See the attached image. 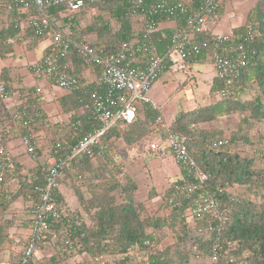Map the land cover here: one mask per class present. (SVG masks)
Segmentation results:
<instances>
[{"label": "trees", "instance_id": "trees-1", "mask_svg": "<svg viewBox=\"0 0 264 264\" xmlns=\"http://www.w3.org/2000/svg\"><path fill=\"white\" fill-rule=\"evenodd\" d=\"M158 1L146 0L149 4H154ZM196 2L198 4V0ZM109 4L115 7L111 9V13L116 16V20L120 25L117 32H114L113 37L111 35L109 39L104 41L106 45L103 47H100L98 42V45L91 43L101 53L118 52L121 44L131 39L134 32V23L130 14L132 7L130 0H106L105 3L96 2L87 8L94 9L95 6L105 7V5ZM87 8L79 13L82 14L80 19L77 16L74 17V15L60 18V14L64 10L63 6L53 7L50 12L54 17L53 22L55 24L59 19H64L67 23L70 21L78 23L76 25L81 28V31L75 33L74 27H72L69 33L75 40L84 42L88 41L84 37L92 31V27L89 28L85 25V18L89 13ZM58 12L60 14H55ZM30 13H37V10L33 9ZM3 16L7 17L10 22L8 28L2 24L1 18ZM25 18L26 15L20 14L17 10L9 13L5 0H0V59H6L8 54L14 52V41L25 38L33 43H38L42 39L50 38L49 36L42 37L37 35L33 27L26 26L24 29L20 27L18 22L20 23ZM249 24L252 26L251 35L253 38H249L246 27V29L235 31L234 39L224 45V47H230L244 43L248 50V64L242 71L241 76L234 80L232 94L227 98H222L221 93L225 88V83L215 77V85L212 90L215 91L216 95H219V101L207 108L191 112L188 115L189 118L184 122L185 125H182L181 128L175 123L169 125L171 130L186 135L190 155L197 162L199 168L211 175L207 184V190L211 194L214 193L218 186L227 188L233 184H252L258 178L264 187V170L258 173L252 170L255 159L241 158L236 151L233 152V144L239 138L237 134H234L230 139L226 137L217 138L205 134V131L200 127L201 123L214 121L218 117L237 111L240 107L244 108V106L235 107L233 100L241 98V94L245 92V89L247 90L248 87L252 88L254 84H257L256 91L259 95L253 103H250L252 106L249 108L250 117L264 119V0H260L256 4L249 18ZM84 29H86L88 34H85ZM108 29L109 25L106 23L102 30L109 31ZM241 34L246 38L245 41L240 39L239 36ZM10 39L13 40L11 41ZM197 39L201 46L204 43H207L208 46L202 48V53L195 58L198 61H206L207 54L213 51V37L208 34L200 35ZM160 44V42L157 44L159 48ZM113 46L114 48L110 50ZM223 50L220 53L223 54ZM48 52H50L49 47L46 54ZM70 57L64 58L62 63L65 64ZM77 58L83 64H86L83 58L79 56ZM80 77L84 86L78 91L71 92L73 95L71 94L66 101L62 102L66 111L74 108L82 109L83 106L92 101V93L96 90V85L85 81L82 75ZM0 79L4 80L8 87H12L13 76L8 72L3 71ZM20 89L24 90L23 88L16 90ZM143 107L137 119L133 123L128 124L131 130L129 129L127 132L119 129L122 127L121 124L105 135L104 142L107 145V153L95 148L93 156L81 157L69 166L64 167L61 176L58 178V185L53 191L54 199L62 213V224L58 223L54 225V228L56 231L67 229L70 244L63 245L59 242L52 260L66 262L70 259L69 257L73 256L79 259L83 255L92 257L107 253H118L126 257L120 262L122 264L127 263L131 259L130 255H127L128 252L138 248L143 258L148 257L153 264H191L196 258H201L205 255L213 260L216 253L220 254V258L218 262H213L212 264H237L236 259L231 256L232 253L234 255L244 253L247 264H264V203L258 206L249 199L240 200L237 196L226 191L222 197L223 208L230 219L228 222L222 223L216 216L208 213L200 217L195 216L192 219L186 215L193 201H185L181 197L174 198L173 196V193L182 185V182H175L166 190L162 207L163 209L170 207L172 212L164 217H157L156 214L150 213L146 217L140 216L132 199V193L129 194L131 189L134 191L138 189L137 184L122 187V193L128 194L127 197L131 199L127 203L117 206L104 203L106 200L113 199L108 195L101 202H96V200L88 202L78 187L70 189L72 178H75V181L83 178L82 174L86 169L84 160L91 162V171H94L93 161L96 159L95 161L100 165V162L104 163L107 158L115 154V143L121 138L130 145H137L142 140L143 135L139 137V134L136 137L133 129L138 131L139 125H144L146 128L151 127V131H160L161 136H164V127L167 124L161 115V111L151 103H145ZM158 119L161 120L158 122ZM78 120L82 122L81 126L78 128L71 127L68 132V138L60 139V141L68 142L69 145L73 146L89 132L99 127L91 110H85L82 114L76 113L71 117L72 123H76ZM247 120L248 117L247 119L245 118V121ZM47 122L48 119L45 115L42 118L34 117L28 125L23 120L14 122L10 112L5 110V105L0 99V143L6 144L8 140L23 135H35L38 140L39 132L42 128L50 129L49 122ZM52 130L54 129L52 128ZM69 140H73V142ZM42 153L37 148L35 157H40ZM67 154L68 151H65L62 156L65 157ZM120 155L116 153V156ZM116 156L114 155V158ZM14 162L15 169L12 172H7L4 180L0 182V248L9 240V228L15 224V219L6 218L8 209L20 198H23L28 203L26 205L35 206L39 202L36 187L45 183V177L49 173L48 163L34 167L26 172V166L15 159ZM105 169H101V176L104 175ZM108 171H110V168ZM93 174L94 177H100L96 173ZM11 181L17 183V187L13 190L10 189ZM226 184L229 185L226 186ZM117 187V183L112 184L110 191ZM157 196V190H153L149 194L150 200ZM196 196H199L198 193ZM74 200H77L78 206L76 205L75 208L70 209L69 206ZM98 206H101L100 210L91 212L92 209H96ZM211 225L214 230L210 229ZM167 228L172 232L178 230L183 237L178 236L175 244L162 250L161 240L163 238L159 234ZM116 232L118 233L116 234ZM192 233L195 234L194 243L198 244L196 251H193L194 253L182 246ZM147 241L155 242V245L151 247L147 245ZM235 245L237 247L233 249ZM163 255L166 258L161 260ZM22 256V253L18 256L16 255L14 262L20 261Z\"/></svg>", "mask_w": 264, "mask_h": 264}, {"label": "built area", "instance_id": "built-area-1", "mask_svg": "<svg viewBox=\"0 0 264 264\" xmlns=\"http://www.w3.org/2000/svg\"><path fill=\"white\" fill-rule=\"evenodd\" d=\"M96 2L105 3L106 0H5L9 13L17 10L26 15L25 20L18 22L20 27H33L37 35L51 38L50 52L31 64V71L36 80L50 82L51 85L69 92L80 90L84 86L80 75L62 63L64 58L74 54L83 58L90 67L101 68V73L92 82L96 85L92 101L81 109L82 113L91 110L99 127L73 146L64 141L50 144L47 153L49 173L45 177V183L36 187L39 202L35 206L26 207L23 213L25 228L29 231L27 236H24V231L21 233L24 240L23 256L20 261L12 262L0 254V264H67L52 260L59 242L63 245L70 244L67 229L56 231L54 228V225L62 224V213L54 199L53 191L64 167L81 157L93 156L95 148L107 153L105 135L117 126L131 124L137 119L143 105L151 103L149 91L165 73L174 70L192 76V64L198 62L195 57L202 53V48L208 46L207 43L202 46L198 43L197 38L200 35L209 34L213 37V51L207 54V60L215 67V77L225 83L222 98L232 94L234 80L241 76L248 64V50L244 43L224 47L234 39V34L214 32V14L227 0H198V6L193 0H159L154 4H149L146 0H130L131 19L139 28L134 29L132 38L123 42L118 52L108 53H101L89 41L75 40L69 32L72 27H79L71 22L67 25H59L58 22L55 24L50 12L53 7L63 6L62 18L75 16ZM33 9H36L37 13H30ZM162 19H177L184 23L182 28L171 35L170 43L164 51L160 50L157 45L159 41L155 38L158 23ZM1 20L4 27L8 28V18L2 17ZM246 27L249 38H253L252 26L248 24ZM239 37L244 41L246 39L243 34ZM222 49L223 54L220 53ZM43 88L38 85L33 90H16L0 79V99L5 105V110L10 112L12 121L23 120L28 125L34 117L42 118ZM217 98L219 99V95ZM160 120L158 119V122ZM81 124L78 120L72 123V127L78 128ZM168 127H164L165 140L151 142L149 149L156 154L169 151L175 162L186 172V179H182V185L173 193L174 198L181 197L185 201H193L186 213L191 219L208 213L216 216L222 223L228 222L230 218L223 208L222 197L229 184H226L227 188L216 187L211 194L207 190L211 175L200 169L190 155L188 138ZM21 143L28 155L35 157L39 147L36 136L23 135ZM65 151H68V154L63 157L62 153ZM14 169V154L7 144L0 143V182L4 180L7 172ZM197 193L199 196H196ZM23 228L20 223V229L24 230ZM210 229L214 230V227L211 225ZM147 245L153 247L155 242L147 241ZM83 257L87 259V264H109L104 255H83L81 258ZM219 258L220 254L216 253L213 262H218ZM141 264L153 262L144 257Z\"/></svg>", "mask_w": 264, "mask_h": 264}, {"label": "rangeland", "instance_id": "rangeland-1", "mask_svg": "<svg viewBox=\"0 0 264 264\" xmlns=\"http://www.w3.org/2000/svg\"><path fill=\"white\" fill-rule=\"evenodd\" d=\"M113 8L115 7L110 4L105 5V7H95L96 11L91 10L92 8H87L89 13L85 18V25L89 28L92 27V31L89 32V34L91 33L89 39L97 45L99 43L100 47L106 45V42L104 41L109 39L111 35L113 37L114 32H117L119 29L120 24L117 22L116 16L111 13V9ZM106 23L109 25V31L102 30L106 26ZM84 30L85 34H88L86 29ZM113 48L114 46L111 47L110 50ZM38 52H41V48ZM203 63L204 64L199 65V68L201 69H196V71L193 70L192 76L174 70L165 73L157 80L149 91L148 97L151 101L157 104L156 108L161 111V115L168 126L171 123H175L181 128L182 125H185L184 122L189 118L188 115L191 114V112L200 110L201 108H207L219 101L215 91L212 90L215 85V77L212 76L214 74L213 72H216L215 67H211L206 61ZM256 89L257 84H254L252 88L248 87L247 90L245 89V92L241 94V98L233 100L235 107L244 106V108L240 107L237 111L229 115L218 117L215 119V122L203 126L202 129L205 131V134L217 138L226 137L230 139L234 134H237V137L239 138L233 144V152L236 151L241 158H254L255 163L252 166V170L258 173L261 170H264V119L250 117L251 112L249 109L252 107L250 103H253L259 95ZM247 117L248 120L245 121V118L247 119ZM150 128H146L144 125H139L138 131L133 129L136 137L139 134V137L143 135L142 140L137 145H130L122 138V140H118L115 143L117 149L116 153H119L121 150V155L116 156V153L114 152L115 154L107 158L104 163L100 162V165L95 159L93 161V166H95L94 171H91V162L84 160L86 169L82 174L83 178L78 181H75V178H72L71 185L69 186L70 189L78 187L88 202L92 200L101 202V200H104L106 195H108L113 199L106 200L104 203H110L113 206H117L127 203L131 199L127 197L128 194L122 193V187L137 184L138 189L136 191L131 189L129 194L132 193V199L140 216L146 217L147 215L157 213L159 210L158 207L163 205L160 200L161 196L165 195L167 188L171 185L170 182L168 183V180L171 178H168L167 180L168 174L170 172L172 174H179L180 171L178 165L174 161L172 163L171 158L166 157L161 159L157 158L154 153L150 154V143L156 141L155 139L160 140L161 136L160 131H151ZM119 129L128 132L130 127H120ZM41 138L43 140V151L47 154L48 151L45 149L47 139L43 136ZM114 155L116 156L115 158ZM106 167L107 169H105ZM109 168L110 171H108ZM101 169H105L104 175L102 174L103 176L100 175L102 172ZM93 173H96L97 176L100 175V177H94ZM114 183H117L118 187L110 191V187ZM153 190H157L159 192L158 196H160L158 199L160 201H157L156 203L152 202V200L150 201L149 198V194ZM227 191L229 194L237 196L240 200L249 199L258 206L264 203V187L260 183L259 178L252 184H233ZM76 201L74 200V202ZM74 202L70 204V209L75 208L76 205L78 206L77 202L75 204ZM148 203L150 204L147 205ZM100 207L101 206H98L96 209H92L91 212H97L100 210ZM20 208L22 209V205L14 204L15 219L19 216L18 213L21 210ZM76 210L79 211L78 209ZM6 218H10L8 213ZM14 225H18L20 228V223L17 221H15ZM179 228L181 229L180 226ZM118 232H116V234ZM165 233L166 232L163 231V234H160L163 239L166 238L163 243L164 246L169 245L173 241H177L178 236L183 237L182 233H179L178 230H176V232L171 231L169 234ZM194 235V233L190 234L182 245L183 247L190 249L191 252L196 251L198 248V244L196 245V243H194ZM236 247L237 245L233 246V249ZM141 254L142 253L139 252L138 248L129 251L127 255H130L129 257L131 259L127 263L122 264H140L143 259ZM103 255L108 258L109 264H121L120 262L126 258L124 255L118 253H107ZM231 256L236 259L237 264H247L245 259L246 255L244 253L238 255L232 253ZM69 258L70 259L66 261L67 264H87V259L84 257L79 259L76 257V259L73 256ZM165 258L164 255L161 256V260H164ZM212 263L213 260L205 255L204 257L196 258L191 264Z\"/></svg>", "mask_w": 264, "mask_h": 264}, {"label": "crops", "instance_id": "crops-1", "mask_svg": "<svg viewBox=\"0 0 264 264\" xmlns=\"http://www.w3.org/2000/svg\"><path fill=\"white\" fill-rule=\"evenodd\" d=\"M193 1L195 2V5L198 6V4L196 2L197 0H193ZM259 1L260 0H227L225 5L218 12H216L214 14V26H213L214 32L216 34H234L235 31H239L241 29L243 30V28L246 29V26L249 24V18L251 16V13L253 12L256 4ZM92 10L96 11L95 8ZM55 14L58 15V14H60V12L55 13ZM76 16L79 17V19H80L82 14H76L74 17H76ZM90 16H91V14H90ZM60 18H62L61 14H60ZM57 22L59 25H64V24L67 25L68 24L66 22V20H64V19H59ZM70 22L74 23L75 25L78 24L76 22H72V21H70ZM183 25H184V23L180 20H177V19H171V20L162 19V20H160V22L158 23V26H157V31L155 33V38L157 40H159V42L161 43L160 44L161 51H164L166 46L170 43L171 35L176 30L182 28ZM133 28L138 29L139 25L134 23ZM74 31H75V33L76 32L78 33L81 31V28H78V29L74 28ZM90 35L91 34L87 35L84 38L87 39L89 42L93 43L91 41V39H89ZM10 40L12 41L13 39H10ZM50 44H51V38L42 39L38 43H33L29 39L23 38L22 40L14 41V45H13L14 52L8 54V57L6 59H0V76L2 75L3 71H6L11 76H13L12 86L15 87L16 89L23 88L26 90H33L38 85H42L44 87L43 88V94L41 96V98H42L41 104H42L43 113L48 119L49 123L48 122L47 123L49 124L50 129L49 128H42L41 131L39 132V139H38L39 147L38 148L41 152H43L42 155L40 157H37V158L29 156L28 153L26 152L25 147L21 143V137L22 136L15 138V139L8 140L6 143L9 146V148L11 149L12 153L14 154V159L19 161L24 166H26L25 167L27 170L26 172H28V170H30L34 167L48 163V158H47L48 154H45V152L43 151V147H42L43 140L41 137L42 136L46 137L47 141L45 144L46 145L45 149H46V151H49L51 143H54L56 141H60V139L68 138V132L72 127L71 117L74 116L76 113H78V114L82 113L81 109H75L74 108L73 110H70V111H66L64 109L62 102L66 101V99L71 96V94H72L71 92H69L65 89H62L60 87L53 86V85H51L50 82H47V81H44V82L41 81L40 82V81L36 80L33 76V73L31 71V64L36 62V61L41 60L45 56ZM40 48H41V52L39 53L38 50ZM203 62L204 61L193 62V64H192L193 70L196 71V69H201V68H199V65L204 64ZM206 63L210 64V66L213 67V63L211 61L206 60ZM65 64H67L68 67L70 69H72L74 72H76L77 74L82 75L84 80L87 82L95 81V79L101 73V68L90 67L89 65L83 64L81 62V60L79 58H77L76 55H72L68 59V61L65 62ZM213 73L214 74L212 76L215 77V72H213ZM151 104H153L154 107H157V104H155V102L151 101ZM213 122H215V120L210 121V122L201 123L200 127L209 125ZM121 126L126 127L128 125H121ZM52 128L54 130H52ZM168 128L171 129L170 127H168ZM163 133H164V136H160L161 141L165 140V136H166L165 129H164ZM52 139H54V140H52ZM120 140H122V139H120ZM155 140L160 141L157 139H155ZM70 142H73V140ZM119 150H120V148H119ZM120 151H119L118 155L120 154ZM114 152H117V149H115ZM151 153L152 152L150 151V154ZM154 154H156V153H154ZM156 156H157V158H161V159L169 157L172 159V163H173V161L175 162L172 154L169 151H166V152L160 153V154H156ZM177 165L179 167L180 173L179 174H172L170 172L168 174L167 180H168V178H171L170 180H168V183L170 182V184H173L175 182H182L183 178L186 179V172L183 170V168L179 164H177ZM16 187H17V183L15 181H11L10 189L13 190ZM157 193L159 195L158 191H157ZM159 197L160 196H157V197L151 199L152 202L156 203L157 201L161 200L162 201L161 203L163 204L164 203V199H163L164 195L161 196L160 200H158ZM14 204L15 205H22V207H23V204H28V203L25 202L23 198H20ZM14 204L11 205L10 209L8 210L9 217H11L13 219H15ZM149 204L150 203H148L147 205H149ZM158 209H159L158 212L155 213L157 215V217L168 216L172 212V208L169 207V208L163 209V207L161 205L158 207ZM18 215L19 216L17 217V219H15V221H17L18 223H21L24 226V228H23L24 230H21L18 227V225L17 226L14 225L13 227L9 228V240L6 241L2 245V247L0 248V250H2V252H0V254H2L6 259H9L12 262H14V260L16 259V255L18 256L19 254L22 253V246H23L24 240H23V235L21 233L24 231L23 232L24 236H27L29 233V231L26 230L27 228H25L26 224L23 221L22 210H20ZM167 229L168 230H164V231L169 234V232H171V230L169 228H167ZM160 234L162 235L163 231H161ZM165 239L161 240L162 250L165 248H168L169 246H172L176 242V241L175 242L173 241L169 245L164 246L163 243H164Z\"/></svg>", "mask_w": 264, "mask_h": 264}, {"label": "clouds", "instance_id": "clouds-1", "mask_svg": "<svg viewBox=\"0 0 264 264\" xmlns=\"http://www.w3.org/2000/svg\"><path fill=\"white\" fill-rule=\"evenodd\" d=\"M23 205H24V206H23L22 209H21V210H22V214L25 213V208L30 206V205H26V204H23ZM102 255H103V254H102Z\"/></svg>", "mask_w": 264, "mask_h": 264}]
</instances>
